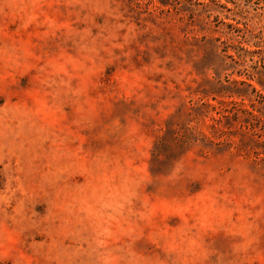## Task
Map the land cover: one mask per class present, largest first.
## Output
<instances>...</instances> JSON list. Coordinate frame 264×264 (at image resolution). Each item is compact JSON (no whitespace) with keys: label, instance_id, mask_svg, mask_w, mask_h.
<instances>
[{"label":"rangeland","instance_id":"obj_1","mask_svg":"<svg viewBox=\"0 0 264 264\" xmlns=\"http://www.w3.org/2000/svg\"><path fill=\"white\" fill-rule=\"evenodd\" d=\"M0 264H264V0H0Z\"/></svg>","mask_w":264,"mask_h":264},{"label":"trees","instance_id":"obj_2","mask_svg":"<svg viewBox=\"0 0 264 264\" xmlns=\"http://www.w3.org/2000/svg\"><path fill=\"white\" fill-rule=\"evenodd\" d=\"M258 83H260V82H258ZM260 86H262V85H260ZM263 88V87H262Z\"/></svg>","mask_w":264,"mask_h":264}]
</instances>
